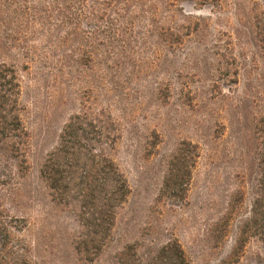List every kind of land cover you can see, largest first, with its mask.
Instances as JSON below:
<instances>
[{
	"label": "rangeland",
	"instance_id": "374dc122",
	"mask_svg": "<svg viewBox=\"0 0 264 264\" xmlns=\"http://www.w3.org/2000/svg\"><path fill=\"white\" fill-rule=\"evenodd\" d=\"M220 2L158 0V33L138 11L137 27L150 34L113 54L97 43L102 54L81 57L66 42L60 58L41 39L0 41V61L16 70L27 134L20 152L0 136V264H141L171 238L194 264L230 255L259 192L264 42L252 16L264 0ZM83 110L108 123L114 141L106 151L130 190L96 251L78 202L55 198L40 176L62 126ZM189 142L197 155L179 198L163 181ZM241 243L239 264L264 256L252 230Z\"/></svg>",
	"mask_w": 264,
	"mask_h": 264
},
{
	"label": "trees",
	"instance_id": "16d2710c",
	"mask_svg": "<svg viewBox=\"0 0 264 264\" xmlns=\"http://www.w3.org/2000/svg\"><path fill=\"white\" fill-rule=\"evenodd\" d=\"M195 1L221 5L220 0ZM165 4L173 5L174 0H164ZM138 11L147 13L144 19L151 25L154 23L158 33V0H0V41L41 39L47 43L45 53L55 52L60 58L65 56L61 50L66 42H73L69 51L81 53V57L102 54L97 43H105L102 51L113 54L120 49L124 51L130 40H143L150 34L152 29L137 27ZM82 23L89 24L91 29L84 31ZM252 25L256 39L264 42V8L254 12ZM81 39L89 42L87 49L80 44ZM115 43H119V48ZM31 48L36 50L33 44ZM17 94L14 64L0 61V136L20 152L27 134L17 112ZM108 128V123L95 112L83 110L71 115L61 128L57 144L40 166V176L55 198L78 202L81 225L95 241V251L101 248L117 208L130 191L106 151L114 141ZM189 144L191 149L181 151V159L172 163L163 181L164 188L179 198L185 197L197 155L196 144ZM259 162V192L252 201L251 216L242 223L244 227L230 255L216 264H239L241 242H245L249 230L264 242V150ZM257 258L252 264H264V256L257 254ZM141 264L194 263L179 242L171 238L141 257Z\"/></svg>",
	"mask_w": 264,
	"mask_h": 264
}]
</instances>
